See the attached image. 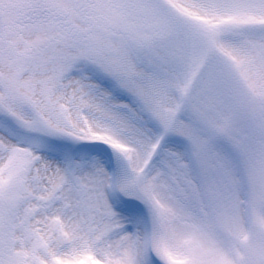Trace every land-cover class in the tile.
Wrapping results in <instances>:
<instances>
[{
	"label": "snow or ice",
	"instance_id": "snow-or-ice-1",
	"mask_svg": "<svg viewBox=\"0 0 264 264\" xmlns=\"http://www.w3.org/2000/svg\"><path fill=\"white\" fill-rule=\"evenodd\" d=\"M0 264H264V0H0Z\"/></svg>",
	"mask_w": 264,
	"mask_h": 264
}]
</instances>
